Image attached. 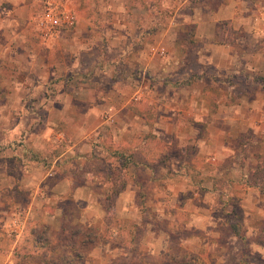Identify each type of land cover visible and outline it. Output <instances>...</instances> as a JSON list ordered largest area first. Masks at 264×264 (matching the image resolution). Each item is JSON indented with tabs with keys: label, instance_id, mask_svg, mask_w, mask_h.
<instances>
[{
	"label": "crops",
	"instance_id": "obj_1",
	"mask_svg": "<svg viewBox=\"0 0 264 264\" xmlns=\"http://www.w3.org/2000/svg\"><path fill=\"white\" fill-rule=\"evenodd\" d=\"M213 1L164 2L175 7V13L163 38L171 37L168 33L173 25H196L195 60L199 69L185 68L188 61L181 54L172 70L169 65H163V76L156 83L148 78L137 80L133 102L121 105L120 100L115 105V113L102 122L103 128L112 127L104 129V139L97 145L86 143L84 137L99 130L106 101L124 95L113 88L105 91L101 85L98 75L102 71L111 70L114 80L121 78L122 71L114 65L104 67L99 63L98 41L108 40L113 51L111 47L128 36L139 41L147 39V33L139 29L151 17L131 13L133 0H70L78 14L77 26L65 35L62 46L54 47L39 37L33 22L40 0H0V106L5 110L7 106H18L9 107L10 118L13 119L14 109L18 117L7 130L11 132L3 135V141L23 138V134L10 137L15 132L22 133L28 113L26 109L22 112V108L29 90L35 91L34 95L45 106L43 128L31 133L27 130L26 134L30 135L24 139H40V143L0 147L5 167L18 164L26 172L18 178L3 173L1 182L23 186L22 190L33 196L29 212L43 192L51 198L45 201L52 204L56 198L96 199L95 176L88 173L84 181H78L69 168L70 162L74 158L92 162L113 157L122 161L121 168L126 171L124 183L129 182L118 193L117 201L130 199L134 207L143 200L146 212H153L167 227L177 226L188 232V237L179 242V250L194 255L209 247L193 230L205 231L202 222L209 219L211 209L221 207L228 212L229 201L244 208L247 237L263 231L264 20L255 11L257 17L251 21L250 14L254 11L253 3L264 0H223L218 5ZM148 3L145 0L135 5L137 9L148 10L153 7L147 6ZM186 8L190 11L186 12ZM223 26L245 34L232 43L227 40ZM91 54L95 58L93 63H88L84 58ZM176 65L185 69L175 70ZM91 70L94 77L81 75ZM69 73L74 76L66 78ZM242 74L249 75L248 81H238ZM256 75L261 81L253 80ZM54 85H58L57 92ZM213 88L222 90V95H212L209 90ZM68 115L76 121L75 127L81 126V131L65 132L73 145L53 148L56 136H64L62 132L54 135L55 126L63 125L62 121L70 118ZM32 117L34 122L39 116ZM86 121L92 123L86 125L83 123ZM79 135L83 139L74 141ZM43 169L49 170L44 174ZM132 170L133 174L129 173ZM100 192L104 199L109 198L108 191ZM82 193L87 195L81 196ZM57 209L63 212L60 207ZM184 210L189 212H185L186 220L177 216ZM147 217L134 221V231L142 228L156 234ZM250 218L258 221L250 222ZM168 237L165 241L170 245ZM219 245L210 249L219 251ZM254 247L264 254V243Z\"/></svg>",
	"mask_w": 264,
	"mask_h": 264
},
{
	"label": "rangeland",
	"instance_id": "obj_2",
	"mask_svg": "<svg viewBox=\"0 0 264 264\" xmlns=\"http://www.w3.org/2000/svg\"><path fill=\"white\" fill-rule=\"evenodd\" d=\"M143 1L145 0H133V9L130 12L139 16L141 15V17H151L149 18L151 20H148L147 24L141 25L139 29L141 33H147V39L139 41L137 39L133 40V36H128L124 40L116 42L111 47L113 51L109 49L110 42L108 40L99 39L98 41L97 58L100 59L99 63L104 67L114 65L115 68H119L118 71H122L119 80L112 78L111 70L102 71L98 75L101 85L105 91L113 88L115 89L113 91H119L124 95H119L118 100L106 101L104 111L101 112L100 119L102 121L99 130L88 137H84L83 135L75 136L74 141L76 142L84 137L86 143L95 142V144L101 145L100 140L104 139V129H111L110 127H112L106 125L107 127L103 128L105 123L102 122L115 113V105H119L121 101V105L125 104L126 101L132 103L133 93H135L137 88L136 83L146 80V78L151 83H156L159 77L163 76V65H169L172 70L173 64L175 60L177 62L179 55L183 54L187 58L188 62L185 68L199 69V65L195 60V45H191L188 49H183V44H185L183 34H187V27H184L183 24L173 25L168 33V36L171 35V37L168 39L167 37L163 38L162 34L169 28V22L174 16L175 7L165 5L164 2L166 0H148L150 3L147 6L151 4L153 7H150L148 10L137 9L135 4ZM222 1L215 0L213 4L218 5ZM39 5L33 16V22L37 31L35 16L41 10V4ZM252 7L254 11L251 10V21L253 20L252 18L257 17L256 13L259 17H262L261 21L264 20V1L257 2L256 5L253 3ZM185 11L189 12L190 10L186 8ZM255 11L256 13H254ZM253 23L251 24L253 25ZM262 27L264 28L263 25ZM73 29L75 28L71 29L72 32L74 31ZM69 31L66 30L54 43L48 44L54 45V47L62 46L65 35L71 33ZM38 35L41 37L39 31ZM162 48H165V54L160 52ZM94 58V55L91 54L85 56L84 59L88 63H93ZM168 59L169 61H167ZM174 68L175 70L179 68L180 72L185 69L184 67H178V65L174 66ZM87 72L81 75L95 76L93 70ZM66 75V78L74 76L71 73ZM248 77V74H242L237 79L243 82L244 80L248 81ZM252 78L254 81H261L258 75ZM57 86L54 85L56 92L58 91ZM77 91L75 90V92ZM34 92L33 90H29L23 102L24 108H22V112L26 109L25 111L28 113L25 115V120L23 121L24 128L20 130L22 133L15 132L13 137H10L16 138L18 135L23 134V138L20 137V140L16 138L13 141H3V135L11 132V130L7 132L11 124L17 122L18 113L16 112L17 109H14V116L11 119L9 107L12 106H7L6 110L0 106V147L7 146V144L13 146L14 143L16 146L19 143L22 147H26L27 144L36 145V143H40V139L30 140L27 138L24 141L31 131L35 130L37 132V130L42 129V122L45 120L42 116L45 106L42 101H39V97L34 95ZM209 92L217 97L222 95V90L219 88H213ZM74 96H76V93ZM13 107L18 106L13 105ZM32 113L40 117V122L39 117L33 122ZM68 117H70L68 120L62 121L63 125L58 124L55 126L54 135L62 132L64 136H56L53 148L58 147L61 149L73 145L74 143H70L71 139L65 137V132L77 133L81 131L79 129L81 126L75 127L76 121L71 120L72 115H68ZM83 123L87 125L92 122L86 121ZM27 130L30 132L26 134ZM106 141L108 139H105ZM80 144L77 143L78 146ZM40 145L42 146L43 142ZM3 158V155L0 153V264H146V262L176 264L181 261L193 264L194 261L191 260L193 256L197 257L196 261L199 264L202 262H204L203 264H244L247 261L249 264H264V254L254 247L257 244L255 240L260 234H250L246 245L240 238L234 235L231 224L239 221L243 224L245 230L247 218L245 212H243L244 208L241 205L235 206L232 201L228 203L230 209L228 212L225 208L214 207L211 209L210 206L211 212L209 213L211 216L208 220L202 222L203 226H205V231L201 229L193 230V234L200 236L201 242L207 243L209 247H203L198 254L193 255L190 252L186 257H183L184 252L180 251L177 247L181 236L187 235L188 232L184 233L177 226L167 227L162 219H157L154 216L153 212H146L145 204L142 206L143 200H139L134 207L133 201H129L130 199L117 201L116 197L118 193L126 189L129 184V182L124 183L126 171L121 168L122 161L116 160L113 157H110L107 161L94 160L92 162H85L83 158L72 159L69 168L73 171L75 179L84 181L88 173L95 176L93 181L94 183L96 182L94 187L97 188V198L93 200H63L56 198L53 201L54 206L48 202L51 198H48L45 192H43L41 195H38L37 200L31 207L32 211L29 212L28 206L33 196L27 191L22 190L23 186L21 187L18 184L11 186V184L1 182L4 178L3 173H8L18 178L26 174V172L21 167L19 168L18 164L13 165L10 163L5 167ZM48 170L43 169L44 174ZM131 172L133 174V170L129 173ZM142 178H145V174H142ZM104 189L110 193L107 200V196L104 199L105 195L100 192V190ZM86 195L87 193L81 194V196ZM46 198H48V201H45ZM109 204L112 207L108 213L105 207ZM58 207L63 212L58 211ZM82 208L85 211L81 212ZM112 212H114L116 218H113ZM185 212L186 210L178 212L177 216L186 220L188 218L186 214H189V212H186V214ZM235 212H238V215H235ZM177 216L174 218H177ZM145 217L151 221L152 228L157 231L156 234L151 230L146 232V229L142 228H139L138 231L135 228L134 231L135 222L140 221L141 218L144 220L143 218ZM252 221L257 222L258 218H250V222ZM155 236L156 238L154 239ZM167 236H169L168 239H171L170 245L174 247L170 251L167 248L169 244L167 245L165 241ZM234 236L237 238L235 239ZM147 239L152 240L153 243H148ZM71 242L77 248L75 251L78 252L77 258L66 252L71 249L67 248L66 244ZM140 242L142 243L140 244ZM216 244H220L219 251H212L210 249L211 246ZM221 244L224 247H221ZM153 252L155 253L153 254ZM168 253L175 258L174 261L170 260L171 256H168Z\"/></svg>",
	"mask_w": 264,
	"mask_h": 264
},
{
	"label": "built area",
	"instance_id": "obj_3",
	"mask_svg": "<svg viewBox=\"0 0 264 264\" xmlns=\"http://www.w3.org/2000/svg\"><path fill=\"white\" fill-rule=\"evenodd\" d=\"M40 4L35 22L44 42L54 43L66 30L77 25L78 14L70 0H40ZM160 52L165 54V48Z\"/></svg>",
	"mask_w": 264,
	"mask_h": 264
},
{
	"label": "trees",
	"instance_id": "obj_4",
	"mask_svg": "<svg viewBox=\"0 0 264 264\" xmlns=\"http://www.w3.org/2000/svg\"><path fill=\"white\" fill-rule=\"evenodd\" d=\"M188 28V32L187 34H183L184 36V42L185 44H183V49H188L191 45H194L195 41H194V36H195V32H196V25L195 24H190L187 26ZM223 28L225 29L224 33L226 34V38H228L227 40L230 41V42H234L236 41L237 38L240 37V35H242L243 33L239 30H235L233 27L229 26V27H224ZM182 37V35H181ZM180 39V38H179ZM224 41V40H222ZM111 204H109L108 206L105 207V210L108 212L111 210ZM109 213V212H108ZM238 212H235L234 214L235 215H238L237 214ZM111 214H113V218H116V215L114 214V212H112ZM111 217V216H109ZM231 228L233 230V233L235 236H237L238 238H240L246 245V242L249 241V238L246 236L245 234V230L243 228V224L239 221H237L235 224H231ZM184 233H186L184 231ZM188 234L185 235V236H181L180 239H186L188 237ZM260 235L256 238V243H259V244H263L264 243V229L262 232L259 233ZM181 241V240H180ZM66 247L67 248H71L70 250H67L66 252L71 254L74 258H77L78 256V252H75L77 248H75V245L71 243H68L66 244ZM174 247H170L169 251L171 249H173ZM180 251H182V249H180ZM184 252V256L183 257H186L188 255V252L186 250L182 251ZM187 253V254H186ZM168 256H171L170 253H168ZM177 257V256H176ZM174 257L171 256L170 260H173L174 261ZM192 261H194L193 264H199L197 260V257L196 256H193V258L191 259ZM204 262L200 263V264H203ZM146 264H155V263H152V262H146ZM176 264H190V262L188 263H185L184 261H181L180 263H176ZM244 264H249L248 261L247 262H244Z\"/></svg>",
	"mask_w": 264,
	"mask_h": 264
}]
</instances>
